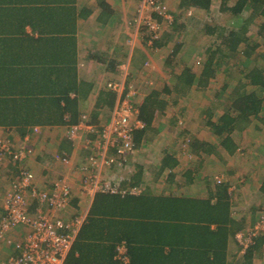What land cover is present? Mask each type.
<instances>
[{
  "label": "crops",
  "instance_id": "0c3cea01",
  "mask_svg": "<svg viewBox=\"0 0 264 264\" xmlns=\"http://www.w3.org/2000/svg\"><path fill=\"white\" fill-rule=\"evenodd\" d=\"M232 1L228 6L234 5ZM138 2L0 0V82L15 91H35L46 99L41 107L48 116L42 125L37 124L25 135L18 128L0 126V136L33 149L24 161L9 160L0 165V220L10 180L25 167L35 172L37 186H51L61 179L71 184L73 198L64 214L79 216L82 224L68 254L69 261L215 264L216 225L199 222L198 213L186 212L189 217L178 214V218H186L179 221L169 216L183 212L182 202L187 200H210L213 205L219 189L225 186L231 203L230 217L241 224V229L228 238L226 264H264V232L259 236L263 242L252 255L241 253L237 239L239 233L246 235L255 223L257 203L264 205V124L253 118L233 134L235 152L223 148L222 138L212 131L208 120L212 107L213 120L225 110L222 101L232 89L229 85L224 91V82L217 90L216 82L220 74L223 77L227 73L222 71L224 74L220 72L206 84H198L203 67L195 69L175 62L182 43L177 44L174 55L166 57L162 51L149 73L146 60L156 54L154 48H148L145 37L139 39L134 27ZM175 2L171 3L174 10L183 13L193 8L202 13L213 10L214 0L209 10L199 6L186 8L181 6V0ZM222 7L223 0L220 14H228ZM162 43L157 48L164 49L170 41ZM186 66L196 75L191 86L179 81ZM131 80L138 88L135 104L140 112L146 99L154 94L149 103V107H154L152 121L146 125L144 120L145 128L135 138L136 149L127 169L114 164L91 166L92 151L83 143L97 135L84 132L82 139L74 140L68 134L69 128L84 120L102 129L110 122L121 96V91L110 89L107 84L113 81L127 87ZM66 107L68 110L61 113L60 109ZM35 127L37 133L33 131ZM28 134L30 140L26 142ZM113 153L109 151V155ZM241 159L248 161L243 167L248 168L243 174L246 182L218 183L216 177L222 172L235 175L241 170ZM105 183L118 185H114L117 192L102 190ZM104 193L113 194L109 195L112 200L104 199ZM173 199L180 204L175 205ZM176 223L181 227H176ZM122 244L127 248V263L118 257ZM12 248L6 252L8 256Z\"/></svg>",
  "mask_w": 264,
  "mask_h": 264
},
{
  "label": "built area",
  "instance_id": "2783aa9c",
  "mask_svg": "<svg viewBox=\"0 0 264 264\" xmlns=\"http://www.w3.org/2000/svg\"><path fill=\"white\" fill-rule=\"evenodd\" d=\"M148 5L151 12L149 11L145 22L151 31L150 43H153L165 31L163 23L173 24L174 15L168 12L167 6L161 0H149ZM154 14L160 16L161 20ZM107 86L121 91L110 122L99 129L82 120L72 125L68 134L72 139L80 140L84 132H94L96 138H86L83 143L84 148L92 151L90 165L101 167L103 164H114L123 169L127 167L136 149L135 131L143 129L145 123L139 116V107L135 104L137 91L133 84L124 87L122 83L112 81ZM33 131L37 133L38 127ZM29 140L28 134L24 141ZM110 150L114 152L113 155H109ZM32 154L33 149L30 145L18 146L10 139L0 138V165L9 160L24 161ZM63 161L68 163L69 159L63 158ZM216 178L218 183L223 182L220 177ZM35 179V172L23 167L19 176L10 180L5 192L0 220V239H7L13 248L3 264H79L68 260V254L82 224L79 216L71 219L64 216L73 198L70 182L61 179L51 186L45 184L40 187L35 185ZM114 185L105 183L102 190L116 193L117 188ZM263 232L264 216L248 231V236L242 233L237 235L243 253L254 238ZM11 234L14 236L11 237ZM118 251V257L127 263L129 258L126 245H120Z\"/></svg>",
  "mask_w": 264,
  "mask_h": 264
},
{
  "label": "trees",
  "instance_id": "16d2710c",
  "mask_svg": "<svg viewBox=\"0 0 264 264\" xmlns=\"http://www.w3.org/2000/svg\"><path fill=\"white\" fill-rule=\"evenodd\" d=\"M161 1L166 4L164 0ZM228 2L229 0H223L222 7L223 11L231 14V20L227 22L229 23L228 27L220 26L218 23L206 26V32L212 35L218 34L217 39L221 41L219 44L217 43L216 49H209L211 52L203 65L198 84H206L211 77L216 78L222 71L227 73V77H231L230 75L236 72L242 73V76L237 80L236 85H234L227 99L222 101L224 103L223 105H225V110L220 117L217 120H213L212 111L214 107L209 111V126L216 135L222 138L220 143L222 147L230 153H233L236 150L233 134L237 130L246 127L252 122L253 118H256L264 124V64H260L252 58V55L261 43L254 42L247 35L251 25L255 24L256 17H264V0H235L232 6H228ZM210 4L211 0H181V6L186 8L199 6L200 8L209 10ZM248 10H250V15L245 14V11ZM155 15L160 19V16ZM235 19L238 21L235 22ZM176 23L177 20L175 17L173 24L176 25ZM259 33H263L264 35V23L259 26ZM147 39L149 40L150 38L147 37ZM167 41H169V38ZM163 44L162 41L157 39L151 44V47L157 48ZM240 51H243L242 53L249 60L243 61L242 63L239 62L237 67L238 63H233L231 57L238 55ZM262 55L264 56V53ZM169 62L171 63L173 60L170 59ZM241 65L244 67L240 68ZM234 67H237V69L233 70L235 69ZM238 68L240 69L238 70ZM195 80L196 75L192 72L191 68L189 66L184 67L179 81L185 86H191ZM229 85L230 83L226 82L222 89L226 91ZM13 88L11 87L9 89L8 86L2 85V82H0V126L18 128L25 135L32 127L37 126V124L42 125L43 118L48 117L46 114L44 115L41 107L46 102V99L38 97L35 91H15ZM151 96L146 99V105H143L142 112L139 111V116L143 121L146 120V125L151 123L154 113V107H149V103L153 102L154 94ZM67 110V107L61 108L60 112L64 114ZM145 112L146 118L143 117ZM142 113L144 114L142 115ZM140 130L142 129L135 131V138L137 135H141ZM226 193L227 189L225 186L220 188L213 205H211L210 200L197 202L186 199L187 201L182 202L183 207H185L183 212L173 213V215L169 216L170 219L179 221L185 220L186 218L180 219L177 217L178 214L189 217L188 215L190 213H198L200 215L198 218L199 222L208 221L210 224L214 223L216 225L213 232L215 236V264H226L228 238L241 229V224L230 217L231 203ZM104 195L106 196V198L104 196V199L112 200V197L109 195L113 194L104 193ZM172 202L175 205L180 204L178 199H173ZM36 204L34 203V205ZM207 205L209 206L208 209ZM207 213L208 218L206 217ZM192 218L191 221L194 222L195 218ZM175 226L181 227L178 223ZM259 236L254 238L244 253L245 255H252L253 251L263 242L260 241Z\"/></svg>",
  "mask_w": 264,
  "mask_h": 264
},
{
  "label": "rangeland",
  "instance_id": "374dc122",
  "mask_svg": "<svg viewBox=\"0 0 264 264\" xmlns=\"http://www.w3.org/2000/svg\"><path fill=\"white\" fill-rule=\"evenodd\" d=\"M148 1L149 0H139L137 6H136V11H135V18H134V27L138 29V37L139 39H142L141 36L145 37V39H147V37L150 36V29L149 27L146 25V17L147 15L150 14V9H149V5H148ZM166 2V0H164ZM173 0H171L170 2H166V6L168 9V12L172 13V15H174V19L176 17L177 23L175 24H170L169 22H165L163 23L162 27L164 30H166L165 32L162 33L161 37L159 38L160 41H167V39L169 38L170 43H168L164 49H159V48H154V50L152 49L153 47H151L150 40L147 39V44L149 45L148 48H150V51L153 50V52L156 55H153V59L148 61L146 60V67L149 68V70H146L150 73L151 70H154L153 66L155 64H157V59L160 55V53L162 51V53H164V56L168 57L171 56L174 53V50L177 46V44L182 43V47L180 49V53L178 54V56H176L175 58V62L177 64H179V66L182 65H189L192 66L195 69H201L205 63V61L208 58V55L210 54L211 50H209L210 48L212 50L216 49V45L217 43L219 44L221 40L217 39V35H212L209 34L208 32H206V26L207 25H213L215 23H218L220 26H226L228 27L227 23L229 20H231V15L225 14V15H221L220 14V1L221 0H214L213 2V10H209V11H202V13L200 11L194 10L193 8H190L189 10L184 11L183 13L181 11H177L176 9L174 10L173 6H171ZM175 3H179V0H175ZM235 0H233L231 3H234ZM170 3V4H169ZM150 11V12H149ZM250 10L245 11L246 15H250ZM208 13V14H207ZM155 15V14H154ZM156 16V15H155ZM157 19V18H156ZM233 19V18H232ZM235 22L238 20H234ZM264 23V17L263 16H258L255 19V24L251 25L249 32H248V36L251 37V39L254 42L257 43H261L260 46L256 49L255 53L252 55V58L260 63V64H264V56L262 55L264 53V35L263 33H259V26ZM186 25L185 28L180 27V25ZM173 25V28H172ZM175 26V27H174ZM162 30V31H164ZM165 33V34H164ZM169 33V34H166ZM168 41V42H169ZM152 49V50H151ZM241 49H243V47H241ZM243 51H240V53L238 55H235L233 57H231V61L237 62V67L239 65V62L242 63L243 61H247L249 60V58H246V56L244 55V53H242ZM147 53V50H146ZM161 53V54H162ZM174 55V54H173ZM251 59V58H250ZM252 59V60H253ZM237 67H234L236 70ZM244 66H240V68H242ZM238 68V70L240 69ZM151 69V70H150ZM227 69V68H226ZM125 73V72H124ZM224 74V72H222ZM147 74V73H146ZM221 75V74H220ZM218 77V82H216V89H220L222 87V83L227 82L230 83L231 89H233L234 85H236L237 80H239V78L242 76V73H234L231 74V77H227L226 74L222 75ZM147 77V76H146ZM147 81V78H146ZM135 82L133 80H131L130 84H134ZM147 83V82H146ZM221 86V87H220ZM220 87V88H219ZM136 88V96L135 99L138 95V88L137 85L135 86ZM228 97V92L225 95L224 99H227ZM0 138H3L2 136H0ZM252 159H249V161L251 162ZM239 164L241 162V170L240 171H236L237 173L235 175H232L231 173H229L228 171H225L224 173L222 172V174L218 175L217 177H220L221 179H223L224 181H228V180H232L234 183H245L246 182V178L244 177V171L248 172V168H246L245 170H243V167L245 166L244 163H248V161H244L243 159H241L240 161H238ZM129 165V164H128ZM250 167V165H248ZM247 166V167H248ZM127 169V168H125ZM217 180V178H216ZM252 192L250 194V196H253ZM256 210L255 212H258L257 216L255 217V223L253 225H251L249 228H253L258 220L261 219L262 216H264V205L258 204L256 205ZM71 214V213H69ZM69 214H64L66 219H71L73 218V214L69 215ZM75 217V216H74ZM248 228V229H249ZM247 229V230H248ZM246 230V231H247ZM243 234V233H242ZM244 236H248V232L247 234H243ZM0 264L3 261H6V258L8 257V253L6 254L7 251L11 250V245L7 246V239H0ZM241 245V244H240ZM3 250V251H2ZM241 253H243V249L241 246Z\"/></svg>",
  "mask_w": 264,
  "mask_h": 264
}]
</instances>
